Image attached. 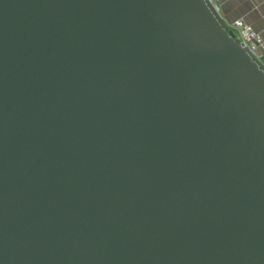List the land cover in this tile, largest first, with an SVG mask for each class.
I'll list each match as a JSON object with an SVG mask.
<instances>
[{
  "label": "water",
  "instance_id": "water-1",
  "mask_svg": "<svg viewBox=\"0 0 264 264\" xmlns=\"http://www.w3.org/2000/svg\"><path fill=\"white\" fill-rule=\"evenodd\" d=\"M0 264H264V66L214 0H0Z\"/></svg>",
  "mask_w": 264,
  "mask_h": 264
},
{
  "label": "crops",
  "instance_id": "crops-1",
  "mask_svg": "<svg viewBox=\"0 0 264 264\" xmlns=\"http://www.w3.org/2000/svg\"><path fill=\"white\" fill-rule=\"evenodd\" d=\"M228 28L248 23L264 39V0H214Z\"/></svg>",
  "mask_w": 264,
  "mask_h": 264
},
{
  "label": "built area",
  "instance_id": "built-area-1",
  "mask_svg": "<svg viewBox=\"0 0 264 264\" xmlns=\"http://www.w3.org/2000/svg\"><path fill=\"white\" fill-rule=\"evenodd\" d=\"M232 30L256 60L264 66V39L260 33L248 23H242Z\"/></svg>",
  "mask_w": 264,
  "mask_h": 264
}]
</instances>
